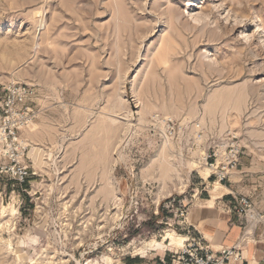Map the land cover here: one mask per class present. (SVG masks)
<instances>
[{"label": "rangeland", "instance_id": "rangeland-1", "mask_svg": "<svg viewBox=\"0 0 264 264\" xmlns=\"http://www.w3.org/2000/svg\"><path fill=\"white\" fill-rule=\"evenodd\" d=\"M107 2L0 0V98L24 83L36 113L28 183L0 177V264L152 263L221 194L264 215V0ZM231 135L237 171L213 185L203 158Z\"/></svg>", "mask_w": 264, "mask_h": 264}, {"label": "built area", "instance_id": "built-area-1", "mask_svg": "<svg viewBox=\"0 0 264 264\" xmlns=\"http://www.w3.org/2000/svg\"><path fill=\"white\" fill-rule=\"evenodd\" d=\"M34 90L24 83L9 82L1 87L0 98V177L23 185L28 179V169L19 160L23 158L26 147L20 135L27 131L36 120L33 108ZM154 122L161 126L166 139L175 138L180 127L171 118L154 116ZM221 147L223 151H221ZM241 155V146L235 135L225 140V144L216 146L203 158L209 175L205 181L212 184L228 182L237 171ZM233 204L227 209L251 223L264 225V215L255 213L247 197H234ZM182 224L186 222V213L181 211ZM184 239L181 247L169 252V264H231L242 261L240 243L232 247L213 251L205 240L190 225L184 227Z\"/></svg>", "mask_w": 264, "mask_h": 264}, {"label": "crops", "instance_id": "crops-1", "mask_svg": "<svg viewBox=\"0 0 264 264\" xmlns=\"http://www.w3.org/2000/svg\"><path fill=\"white\" fill-rule=\"evenodd\" d=\"M226 196L221 194L211 200H200L202 202L191 210L190 225L213 251L232 247L239 242L242 261L231 264H264V233L261 234L257 225L250 224V221L229 214L227 209L233 202ZM152 260V263H146L144 259L139 258L130 259L128 262L129 264H169L170 254Z\"/></svg>", "mask_w": 264, "mask_h": 264}, {"label": "bare ground", "instance_id": "bare-ground-1", "mask_svg": "<svg viewBox=\"0 0 264 264\" xmlns=\"http://www.w3.org/2000/svg\"><path fill=\"white\" fill-rule=\"evenodd\" d=\"M108 2L111 3V0H108ZM108 2H107V3H108ZM112 2H113V1H112ZM114 3H115V1H114ZM111 5H112V3H111ZM115 5L117 6V4H115ZM107 6H108V5H107ZM109 6H110V5H109ZM116 6H115V7H116ZM111 7H112V6H110V9H111ZM107 9H108V7H107ZM112 9H113L114 12H113L112 10H111V12H113V14H114V13H115V9H114V8H112ZM119 10H120V9H119ZM116 11H117V7H116ZM134 11H135V10H134ZM167 13H168V12H167ZM229 13H230V11H229ZM115 14H117V13H115ZM206 14H207V13H206ZM113 16H115V15H113ZM113 16L111 15V17H113ZM136 16H137V15H136ZM238 18H239V17H238ZM113 19L115 20V18H113ZM225 19H226V18H225ZM41 21H42V20H40V22H41ZM40 22H39V23H40ZM229 22H230V21H229ZM240 22H241V21H240ZM240 22H236L238 26H236V24L233 25V26L231 25V27L236 26V27H234L231 31H233V30L235 29V32H236L238 28H241L240 25L242 24L243 21L241 22V24H240ZM39 23H38V24H39ZM115 23H116V21H115ZM230 23H231V22H230ZM230 23H229V24H230ZM238 23H239L240 25H239ZM243 23H244V22H243ZM246 23H247V22H246ZM225 24H226V23H225ZM222 25H223V24H222ZM242 25H243V24H242ZM226 26H227V25H226ZM226 26H224V27L226 28ZM228 26H229V25H228ZM43 27H44V26H43ZM222 27H223V26H222ZM224 27H223V28H224ZM242 27H247V26L244 25V26H242ZM227 28H229V27H227ZM257 28H258V32H263L262 27H257ZM162 29H163V28H162ZM220 29H221V27H220ZM41 30H42V28H41ZM239 30H240V29H239ZM220 31H221V30H220ZM227 31H228V30H227ZM159 32H160V31H159ZM177 33H178V32H177ZM224 33H225V31H224ZM227 33H229V32H226V34H227ZM178 34H179V33H178ZM230 34H231V33H230ZM163 35H164V34H163ZM34 37L36 38V35H35ZM38 37H39V34H38ZM160 37H161V36H160ZM179 37H180V36H179ZM160 39H161V38H160ZM164 39H165V37H164ZM169 39H170V38H169ZM169 39H168V41H169ZM34 40H35V39H34ZM254 40H255V39H254ZM47 41H48V40H47ZM47 41H46V42H47ZM246 41H247V40H246ZM246 41H245V42H246ZM35 42H36V41H35ZM41 42H42V43H41ZM41 42H39V41L37 40V42H36V44H35V49L38 48V47H40V45L43 44V41H41ZM243 42H244V41H242V43H243ZM247 42H248V41H247ZM48 43H49V42H48ZM248 44H249V42H248ZM48 45H49V44H48ZM48 45H47V46H48ZM248 46H250V45H248ZM246 47H247V46H246ZM33 48H34V46H33ZM158 48H159V47H157V52H158ZM160 48H161V47H160ZM248 50H249V49H248ZM33 51H35V50L33 49ZM156 54H157V53H155V55H156ZM153 56H154V55H153ZM239 56H240V55H239ZM241 59H243V57H242ZM204 60H205V59H204ZM17 68H18V67H17ZM19 68H20V67H19ZM165 69H166V68H165ZM174 70H175V69H174ZM13 71H14V70H13ZM22 71H23V70H22ZM22 71H21V74H22ZM165 71H166V70H165ZM23 73H24V72H23ZM170 73H171V71L169 72V74H170ZM173 73H174V72H173ZM10 74H11V73H10ZM19 74H20V73H19ZM157 75H158V74H157ZM12 76H13V78H14V75H12ZM12 76H10V79H11ZM197 76H198V75H197ZM172 77H173V76H172ZM8 78H9V77H8ZM17 78H18V77H17ZM152 78H153V77H152ZM21 79H22V78H21ZM153 79H155V78H153ZM207 79H208V78H207ZM11 80H12V81H15L14 79H11ZM9 81H10V80H9ZM17 81H18V80L16 79V82H17ZM19 81H20V80H19ZM136 113L138 114V111L135 112V113H132L131 117H134V115H136ZM117 117H118V116H117ZM112 119H113V117H112ZM114 119H115V118H114ZM88 120H89V119H88ZM115 120H116V119H115ZM207 175H208V174H207ZM206 177H207V176H206ZM205 179H206V178H205ZM216 185H218V184H216ZM219 186H220V185H219Z\"/></svg>", "mask_w": 264, "mask_h": 264}, {"label": "trees", "instance_id": "trees-1", "mask_svg": "<svg viewBox=\"0 0 264 264\" xmlns=\"http://www.w3.org/2000/svg\"><path fill=\"white\" fill-rule=\"evenodd\" d=\"M28 183V181H26L25 183H24V185H26Z\"/></svg>", "mask_w": 264, "mask_h": 264}]
</instances>
